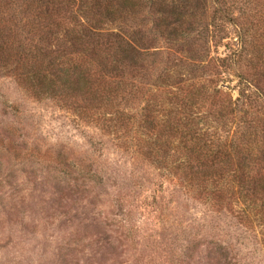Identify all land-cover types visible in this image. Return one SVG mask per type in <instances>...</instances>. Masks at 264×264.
<instances>
[{
  "label": "rangeland",
  "instance_id": "1",
  "mask_svg": "<svg viewBox=\"0 0 264 264\" xmlns=\"http://www.w3.org/2000/svg\"><path fill=\"white\" fill-rule=\"evenodd\" d=\"M40 1L0 0V47L13 60L22 6ZM48 1L75 11L91 0ZM183 1L176 6L184 23L169 17L168 30L156 27L155 8L131 21L156 54L147 73L197 53L204 58L185 67L200 72L182 77L192 79L190 89L206 84L235 100L251 94L246 81L264 91V0ZM217 103L200 105L211 113ZM239 108L243 117H264L262 98ZM119 134L37 99L0 62V264H264L262 202L245 206L237 189L223 202L203 198L181 174L143 157L141 131L135 140Z\"/></svg>",
  "mask_w": 264,
  "mask_h": 264
},
{
  "label": "trees",
  "instance_id": "2",
  "mask_svg": "<svg viewBox=\"0 0 264 264\" xmlns=\"http://www.w3.org/2000/svg\"><path fill=\"white\" fill-rule=\"evenodd\" d=\"M146 8H155L162 31L172 26L169 17L184 23L176 0H91L75 11L48 0L24 3L19 52L13 60L0 47V62L37 99H54L104 131L120 132L118 140H135L141 131L143 157L181 174L188 190L223 202L237 189L245 206L262 202L264 208V117H243L239 108L243 99H264V91L246 81L251 94L235 100L206 84L193 82L190 89L192 79L182 77L200 72L187 68L197 53L148 74L156 54L130 25ZM214 98V110L204 111L200 103ZM134 100L144 105L126 109Z\"/></svg>",
  "mask_w": 264,
  "mask_h": 264
},
{
  "label": "water",
  "instance_id": "3",
  "mask_svg": "<svg viewBox=\"0 0 264 264\" xmlns=\"http://www.w3.org/2000/svg\"><path fill=\"white\" fill-rule=\"evenodd\" d=\"M223 86H221V88H222ZM225 88H228L227 86L225 87Z\"/></svg>",
  "mask_w": 264,
  "mask_h": 264
}]
</instances>
